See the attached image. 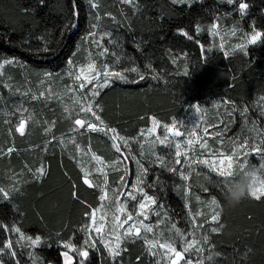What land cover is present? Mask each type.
<instances>
[{"label":"trees","instance_id":"trees-1","mask_svg":"<svg viewBox=\"0 0 264 264\" xmlns=\"http://www.w3.org/2000/svg\"><path fill=\"white\" fill-rule=\"evenodd\" d=\"M240 2L96 0L99 7L93 9L88 0H0V63L15 61L7 66L19 87L26 86L27 80L34 85L39 73L63 71L76 57L83 38L93 31H107L105 55L114 71L138 81L114 79L96 98L105 125L130 141L125 148L121 141L111 139L112 133L84 131L73 136L74 117L65 116L57 105L30 97V92L26 103L34 112L17 117L13 96L6 95L0 75V188L9 193L7 200L0 195V224L8 228H0V263L62 264L61 243L84 246L88 237L82 229L89 224L87 214L98 205L101 191L83 183L76 145L113 163L106 170L109 187L119 182L129 185L136 168L135 173H142L139 160L148 169L142 173L145 192L155 196V206L182 228L190 224L188 211L194 212L193 204L202 207L211 196L220 198L216 184L221 178L210 168L187 161L183 154L178 159L184 162L176 164L175 152L154 150L149 142L138 151L132 139L148 127L151 115L173 123L183 118L188 106L200 104L211 113L205 121L212 133L206 136L207 145L230 150L247 142L243 149L251 153L248 166L259 169L264 160L252 149L264 147V35L243 50H226L213 42L210 31L217 23L225 28L234 25L241 34L252 30L264 34V0H243L248 4L243 16ZM180 30L195 39L188 40ZM131 67H137L145 78L139 80L137 73L127 72ZM244 109L247 112L242 115ZM19 118L27 121L24 135L16 131ZM113 143L120 144V153ZM10 148L14 149L11 153ZM157 156L164 159L163 166ZM42 165L46 175L37 179L35 170ZM180 173L189 179H182ZM205 219L200 217L197 223ZM221 223L219 233H212L208 224L197 229L209 237L205 246L213 252V259L204 264H264V200L246 199L222 215ZM14 227L26 237H42L41 245L33 248L11 230ZM9 241L14 246L4 248ZM151 261L142 239L124 241L115 258L98 240L95 248H89L84 264Z\"/></svg>","mask_w":264,"mask_h":264},{"label":"snow or ice","instance_id":"snow-or-ice-1","mask_svg":"<svg viewBox=\"0 0 264 264\" xmlns=\"http://www.w3.org/2000/svg\"><path fill=\"white\" fill-rule=\"evenodd\" d=\"M91 8L97 9L99 7L98 3H96V0H88ZM125 3L131 4L133 0H123ZM173 3L177 2H183V0H172ZM234 0H227V3L232 4ZM41 3H43V0H41ZM239 12L243 16L248 8V4L242 2L239 3ZM100 17L97 16V20H99ZM97 25L93 24L92 28L95 29ZM218 24L212 25V31L214 35H219V32L216 31L218 29ZM197 32L200 31L199 26H197L196 29ZM179 34L186 37L188 40H194L195 37L191 34H189L185 30H180ZM96 33L90 32L89 38L94 37ZM107 35V33H105ZM261 35H264L260 32H255L251 38L250 43H256L257 39L261 37ZM103 39V36H101V40ZM97 43V46L99 45L98 41H95ZM203 49V45H201ZM221 48H223V44H221ZM45 51H48L47 48L44 49ZM243 50V46H242ZM109 50L107 48H103L101 51V55H104ZM207 51V50H205ZM115 55V53H113ZM225 55H228L226 52ZM14 63L13 60H7L3 63H0V69L4 67V64H12ZM71 64V62H69ZM127 72H133L137 73L139 76V80H143L145 77L143 74L139 73L137 67H131L126 70ZM50 76L51 74H46ZM187 75V73H185ZM75 81L79 82L75 89H70L71 91H76L80 93V98L75 101L78 105H80V111L84 113H90L94 118L95 121H98V123H93L86 119H80L77 118L74 120V131L78 129H85L89 132H102L105 134L112 133L111 139L115 141H121L125 148L129 147L128 140L124 137H121L119 133L116 132L115 129L107 127L102 120L101 116L98 114V109L100 108L99 103L97 101H94L92 97H98L101 94V90L103 88L108 87L114 79H118L120 81L124 82H138L135 80H129L128 77L125 75V72L123 71H114L112 68H110L108 65L98 66L95 61L90 60V62L80 67L75 75H74ZM91 85V88H88V86ZM87 89L85 92L84 90ZM43 95V94H41ZM35 98V97H34ZM193 109L196 113L201 112V108L199 105H192ZM247 112V109H244L242 111V115ZM27 121L22 120L16 131L19 132L21 135H24L25 133V127H26ZM158 121H153V128L149 129L150 133L155 132L156 125L158 124ZM163 128L165 129V134H162V137H157L159 144L165 148L172 147L173 145V138H182L184 133H182L179 130V127L176 122H173L171 125H163ZM205 135L208 134L207 128L204 129ZM143 135V134H142ZM219 135V134H217ZM190 136L192 138L185 141V143L189 146H192L196 143H199V146L201 148H205L207 141H201L198 135V132L194 129ZM72 143L75 144V140H72ZM247 142L241 141L239 144V148L243 149L246 148ZM77 150L80 151L79 145H76ZM113 147L115 148V151L120 153L121 152V146L118 143H113ZM143 147V146H141ZM181 147V144L179 141L175 142V156L181 157L182 153L179 150ZM14 149H9L8 152L11 153ZM91 151V149H89ZM253 153H258L261 155V159L264 160V147L261 148H253ZM184 156H187V153H183ZM218 159L214 162H210L209 160H193L191 163H202L205 165H208L213 172L216 173L217 176H219L221 179L217 182L216 187L219 189V197L222 198L225 193L230 191V184L235 182L239 174L244 171L245 167L248 166V160L247 157L251 155V153L245 151L243 155V160L240 154H238V150H234L231 154L226 153H217ZM92 160L96 161L100 167H97L95 169V172L98 173L103 177V185L100 183H93L91 179H89V176L91 173L85 171L84 172V178L83 183L88 185L90 188H99L101 191L100 200L103 202L105 200L109 199L108 196V173L105 171L106 167H109V165L105 164L103 159L96 155L92 154ZM134 158V157H133ZM157 160L160 161V164L164 165V159L161 156L156 157ZM176 164H181L184 161L181 159H177ZM137 164H140L142 173L146 174L148 169L145 168L139 160H136ZM171 172H179V169L177 168H170L168 169ZM83 171V169H82ZM46 175V169L42 165L38 169L35 170V178L39 179ZM181 178L184 180H188L189 176L180 173ZM121 180L123 181V177H121ZM143 184V180L141 178H138L135 184L130 185V189L126 192L127 197L132 200L136 201L138 204L139 211L136 212L137 217H143V219H140L139 221L134 219L133 213L129 211L125 207V203H122L120 201H113V206L116 208V212L112 216V228L105 232V228L107 227V220H106V214H102L99 217V223H97V212L102 211L104 208V204L101 203L100 207L95 210H91L87 215L90 220V225H86L82 231H85L88 234V238L84 241V246L82 248H78L76 245L70 243V242H64L62 243V247L67 249L68 251H65L62 253V256L64 258V264H74V258L69 255V252L78 253L79 257L82 259L79 261V264H84V262L89 257V248H95L97 245V241L102 242L104 247L108 250L110 256L112 258H115L121 254V241L125 238L132 237L133 239H142L145 241L146 244L149 245V250L159 247L160 249L165 250V254L167 253H173L175 259H172V264H176L177 260H183V264H192V262L188 259L184 258V253H187L190 249H194L197 253L201 251L200 248L195 247V245L198 243V241L195 240H189L188 236L191 235L190 233L186 234L185 232H182L179 228H177L176 223H171L170 227L168 228L169 232H174L175 235L180 236L181 239L185 241L186 246L183 248L182 251H178L177 248L174 246V242L172 241L171 237H169L167 240L161 242L159 239H149L147 236L144 235V233H154V229L159 227L160 223H164V220L158 221L155 225L145 223V221L148 219V211L150 205H156L157 204V198L153 195H149L147 192H145L144 187H141ZM16 191H19V189H15ZM207 191V189H205ZM0 195L3 196L5 200L9 198V193L5 191V189L0 188ZM250 198L261 201L264 200V163H261L259 166V169H257V172L253 175V187L249 193ZM138 196L140 197L138 199ZM218 198L216 195L211 196V198L207 201L205 204V207L209 209L208 213H205L201 210H196L193 212L191 208H189V215L191 217V222L193 228L199 227L203 229L205 227V224L209 225V230L212 233H219L220 230L223 228V224L221 223L222 215L217 209L221 207V199ZM199 200V197H197ZM159 216L160 214L157 213ZM207 216L208 219H205L202 223H197L198 218ZM123 217V218H122ZM131 222V223H130ZM137 223H139V227H137ZM127 225V227H125ZM212 225H219V227H215ZM0 228H3L5 230H8L6 225L0 224ZM15 231L17 234H19L20 239L27 240L29 245L33 248L38 247L42 243V237L36 236L35 238L28 236L26 237L23 232H21L19 227H14L11 229ZM122 230V231H120ZM93 232L96 234V236H93ZM163 235V233H161ZM203 240L205 243H208L209 237L205 235L203 237ZM114 241V243H113ZM4 248L11 249L12 243L9 241L4 245ZM0 252H3V248H0ZM153 255L156 253L153 252ZM11 255L14 257L16 253L13 251ZM213 257L210 255L208 257V260H212Z\"/></svg>","mask_w":264,"mask_h":264},{"label":"rangeland","instance_id":"rangeland-1","mask_svg":"<svg viewBox=\"0 0 264 264\" xmlns=\"http://www.w3.org/2000/svg\"><path fill=\"white\" fill-rule=\"evenodd\" d=\"M213 24H217V23H213ZM210 31L212 34L213 42L220 47H221V44H223V48L226 50L232 49L235 47H239V48H242V46L244 47L246 44L249 43L251 36L255 32H260L257 30H252L250 32H243L241 34L238 32V29L234 25H230L229 27H226V28L219 25L218 29L216 30L219 32V35L213 34L212 26L210 27ZM95 33L96 35L94 37L89 38V36H86L83 38L81 44L79 45L77 49L76 57L72 59L70 61L71 64L69 63L60 73L56 75L48 76L46 75V74H49L47 72H42V73H39L41 71L36 72L39 74H38V78H36L35 80L34 85L32 84L33 87L29 83L28 80L26 82L27 83L26 86L19 87L16 83L13 82L12 74L9 73L7 64H4V67L0 69V75L4 76V80L2 81V84L6 90V95L13 96L12 104L18 111L17 117L23 116V114L28 110L29 111L26 112L27 116L32 115L34 111L32 112L31 108H28V104L26 103V100L29 99L30 97L32 98L35 97L36 100L41 99L45 105L59 106L61 110L63 111V114H65V116H70L71 118L74 117L71 121V130H72L73 136L79 135L83 133L84 131H87L85 129H78V128L77 130L74 131L73 129L74 127H76L74 125L75 119L77 118L86 119L93 123H98V121H95V118L90 113H84L80 111V105L75 103V101L80 98V93L70 90V89H75L77 84L79 83L75 81L74 79V75L76 71L80 67L87 65L90 62V60L95 61L98 66L108 65L110 68L114 70V66L111 65L108 62V60H106V55L100 54L103 48L108 47V45L106 44V41L104 40V37L107 36L105 35L107 31H99ZM101 36H103L102 40H101ZM95 41H98L100 46H97V43ZM4 61H7V60H4ZM91 87H92L91 85L88 86V88H91ZM35 89H37L38 91L36 92ZM84 91L86 92L87 89H85ZM28 92L31 93L30 97L27 96ZM96 98L97 97H92L94 101H97ZM193 105H197V104H193ZM199 107L201 108V112L196 113L192 105L190 107L188 106L185 109L186 111L184 113L183 118L175 121L179 127V130L182 133H184V135L182 138H173V145L172 147H169V148H165L161 146L159 144L157 137H162V134H165V129L163 128V125H171L172 123L162 122L157 117L151 115L149 118L148 127L145 129L139 130L138 134L132 139L133 142L135 143V146H137L138 151H140L139 149L143 148L141 146H145L149 142V148L153 146L154 150L159 149L164 152H167V151L176 152L175 142L179 141L181 144V147L179 150L181 151L182 154L187 153V156H184V158L187 157V161L209 160L210 162H214L218 159V156L216 155L217 153L223 152L226 154H231L234 150H238V154L241 155L242 160H243L242 154L245 151L244 149L239 148V145H235L230 150H227L225 148L210 147L207 144L205 148H201L199 146V143H196L192 146H189L185 143V141L192 138L190 136V133L194 129L198 132V135L201 141H206V136H209V134H212L210 133L211 132L210 129H207L208 130L207 135H205V132H204V129L207 126L205 121L207 120V117L211 115V113L206 111V109L200 104H199ZM17 120L18 121L15 124L16 127H18L19 123L22 121L20 118ZM154 120L158 121L159 123L156 125L155 132L150 133L149 129L153 128ZM110 128L115 129L114 127H110ZM119 135L121 137H124L121 134ZM70 140L72 141L74 140V138H71ZM128 142L130 141L128 140ZM79 147H80V151L77 150V154L79 155V161H80L79 163H80L81 168L83 169V173L85 171L91 173V175L89 176V179H91L93 183H100L101 185H103V177L95 172V169L97 167H100L101 165H99L96 161L92 160L91 158L94 152L92 150L89 151L90 148H84L81 146ZM162 155L163 154H161V156ZM177 159L176 157H174V160H177ZM105 164L111 165L113 163L105 162ZM202 165L206 166L207 168H210L208 165H205V164H202ZM107 169L108 167L105 168V171ZM136 171H137V168H136ZM135 172H133L134 177L133 176L131 177V181L129 185H125L124 187L123 182H119L114 187H108L109 199L103 202L99 199L98 205L91 209V210L98 209L101 203L104 204L103 210L98 211L96 215H97V223H99V217L102 214H106L107 227L105 228V232L109 231L112 228V223H111L112 216L116 212V208L113 206V201H120L122 203H125V207L133 213L135 220L139 221L140 219H143V217L136 216V212L139 211L137 202L130 200L126 195V192L128 190H131L129 187L130 185L135 184L138 178H141L143 180V174L141 172L138 174ZM141 187L143 186L141 185ZM139 198L140 197L138 196V199ZM192 207L193 209L195 208L194 211L201 210L205 213L209 212V209L205 206L199 207L198 205L193 204ZM149 209L150 210L148 211V219L145 221V223L155 225L160 220H164L165 222L160 223L159 227L154 229V233H144V235L147 236L149 239H159L161 242L171 237L172 241L174 242V246L177 248V250L182 251L183 248L186 246L185 241L181 239L180 236L175 235L174 232L168 231V228L170 227L171 223H176V222L170 219L169 216L165 212H161L155 205H150ZM157 213H159L160 215L158 216ZM206 219H208L207 216H206ZM88 225H90V220H89ZM139 226H140L139 223H137V227ZM125 227H127V225H125ZM177 228H179L182 232H185L186 234L190 233L191 235L188 236V239L198 241L195 247H198L201 249V251L198 253L194 249H190L187 253H184V258L190 260L192 264H204V261L208 260V257L210 255L212 256L213 252H212V249H210L209 245L205 246V242L203 240L204 235L203 234L200 235L198 233V230H197L198 227L193 228L191 217H190V224L187 227L182 228L177 225ZM205 229L207 230V228ZM161 233H163V235H161ZM92 235L96 236L94 232ZM86 237H88V234L86 235ZM131 239L133 238L128 237V238L123 239L121 241V249L124 244V241L131 240ZM13 246L14 245L12 243V247ZM76 246L78 248H82L80 245H76ZM146 246H147V252L151 256L152 264H172V259H175L173 253L165 254V250L160 249L159 247L149 250V245L146 244ZM65 251H68V250L63 248V252ZM153 252H155L156 254L153 255L152 254ZM69 255L74 258V264H79V261L82 259L81 257H79L78 253L69 252ZM62 264H64V258H63ZM176 264H183V260H177Z\"/></svg>","mask_w":264,"mask_h":264},{"label":"clouds","instance_id":"clouds-1","mask_svg":"<svg viewBox=\"0 0 264 264\" xmlns=\"http://www.w3.org/2000/svg\"><path fill=\"white\" fill-rule=\"evenodd\" d=\"M257 172L255 166H247L239 174L238 179L230 184V191L222 197L221 207L217 209L221 215L239 207L243 201L250 198V191L253 187V175Z\"/></svg>","mask_w":264,"mask_h":264}]
</instances>
